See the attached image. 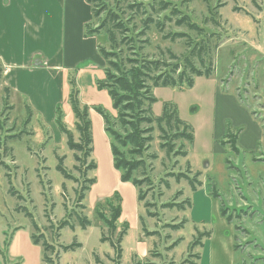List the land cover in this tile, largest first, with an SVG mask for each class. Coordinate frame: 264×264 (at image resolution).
Returning a JSON list of instances; mask_svg holds the SVG:
<instances>
[{"label":"rangeland","instance_id":"obj_1","mask_svg":"<svg viewBox=\"0 0 264 264\" xmlns=\"http://www.w3.org/2000/svg\"><path fill=\"white\" fill-rule=\"evenodd\" d=\"M118 2L134 34L147 38L146 58L168 59L171 54L181 63L188 55L187 43L195 33L176 24L172 9L206 32L207 37L200 39L210 49V76L194 77L192 87L153 89V114L160 115L165 103L173 105L192 128L193 141L174 140L172 152L166 154L162 133L154 128L147 134L152 140L143 159L150 184L141 182L143 200L138 202L136 189L121 182L112 166L97 108L109 116L111 125L115 112L97 81L94 90L88 84L82 95L78 88L79 96L88 101L84 105L96 165L90 171L86 168L90 160L68 148L56 122L59 109L63 125L79 142L69 105L58 104L45 121L46 112L29 114L22 99L0 86V264H195L201 252L198 243L202 240L207 252L209 242L203 235L215 230L222 236L229 231L233 244L234 255L221 257L223 264H264V0ZM159 2L168 4L163 7ZM147 17L153 21L148 30L142 24ZM158 21L160 29L154 25ZM174 33L182 36L172 40ZM99 39L103 41L102 36ZM95 72L104 78L103 67ZM71 76L76 79L75 71ZM182 147L187 152L184 158L179 154ZM60 158L67 178L56 168ZM197 172L201 186L195 191L184 178H176ZM89 179L92 183L79 202L80 189ZM116 199L120 217L111 232L99 213L107 217L106 203ZM185 200L189 206L180 209ZM79 217L89 222L84 229ZM43 243L49 247L46 252ZM73 244L79 247L63 249Z\"/></svg>","mask_w":264,"mask_h":264},{"label":"trees","instance_id":"obj_2","mask_svg":"<svg viewBox=\"0 0 264 264\" xmlns=\"http://www.w3.org/2000/svg\"><path fill=\"white\" fill-rule=\"evenodd\" d=\"M91 9V21L85 27V36H94L97 38V49L103 60L104 78L97 80L99 89L107 91L115 112L113 124L109 121L102 109L97 108L103 120V129L109 141V148L112 157L113 167L119 173L120 181L130 183L136 189L137 201L143 200V194L139 191L141 182L150 184L149 177H146L147 165L143 159L146 144L152 140L150 134L156 128L162 136L160 137L164 143L161 145L166 154L172 152L171 146L174 140H183L184 143L193 141L192 128L183 122L179 117L176 108L170 103H165L160 115L153 114L152 105L156 102L153 95V89L158 87H176L185 84L188 87L193 86L194 77H209L212 69L210 68V49L205 44L206 41L200 39V36L207 37L206 32L198 25L191 23L186 15L177 9L170 10V14L178 17L176 24L178 26L185 25L188 31L195 33V39L189 46V53L185 56L181 63L173 61L175 57L170 54L168 59H149L143 54L144 44L148 42L139 39L144 33L134 34L130 28L128 21L123 18L118 0L114 4H109L105 0H85ZM158 4L166 7L168 3L159 2ZM136 8L139 5H134ZM134 8V7H133ZM168 9V8H167ZM153 21L147 17L142 21L143 27L148 30L149 24ZM155 27L160 29L161 23H154ZM194 30V31H192ZM197 32V33H196ZM100 36L103 41H100ZM182 34H171L173 37H181ZM212 36V35H210ZM193 59L198 62L195 65ZM1 73V68H0ZM69 92L67 102L70 106L74 118V128L79 134V142L73 140V135L65 128L62 123L61 111H56V122L60 131L66 137V143L71 151L82 153L84 159L90 161L87 170H94L96 165L91 159L92 138L91 126L88 117V107L81 104L79 100V90L76 87L75 78L70 77L68 80ZM8 94V89H4ZM25 109L29 114L31 110L28 105ZM111 126L117 129H111ZM229 140H235V136L228 134ZM148 145V144H147ZM236 147V145H235ZM181 157H186L187 152L183 147L179 153ZM75 159L78 160L76 154ZM62 158L58 159L57 170L67 178L68 175L62 168ZM187 172L190 174L191 169L187 164ZM200 174L197 172L193 176L177 174V180L184 178L192 191H195L201 182L197 181ZM137 177H146L144 181L138 180ZM92 180H85V186L81 187V192L77 199L81 202L84 199V191L88 190ZM179 207L185 209L189 206V201L185 200ZM100 207V206H99ZM98 207V208H99ZM108 216L103 217L99 213L101 220L105 223L109 231H115V223L120 217V205L116 199L115 203H106ZM222 216H225L223 209L220 210ZM81 227L84 229L89 225L85 217H79ZM229 221V219L227 218ZM210 233H206L203 237H209ZM36 242L37 239H36ZM117 240L116 251L120 254L119 243ZM201 242V240H200ZM195 244V243H193ZM200 245V243H198ZM44 252L49 248L45 243L42 244ZM79 247L73 244L64 247L69 250ZM199 256H196L198 259ZM44 257V261H45ZM196 264V263H195Z\"/></svg>","mask_w":264,"mask_h":264},{"label":"crops","instance_id":"obj_3","mask_svg":"<svg viewBox=\"0 0 264 264\" xmlns=\"http://www.w3.org/2000/svg\"><path fill=\"white\" fill-rule=\"evenodd\" d=\"M91 18V9L85 0H0L3 91L8 89V94L22 99L31 112H46L45 121H48L58 104L69 105L68 80L72 72L75 71V83L81 95L88 84L94 90L95 82L102 79L95 71L103 67V60L97 49V38L85 36V27ZM79 100L81 104L88 103L81 96ZM258 130L256 127V133ZM222 221L218 216V222L222 224ZM208 232V251L201 240L196 264L200 261L201 264L204 261L223 264L221 257L234 255L229 231L226 236L217 235L216 230Z\"/></svg>","mask_w":264,"mask_h":264}]
</instances>
